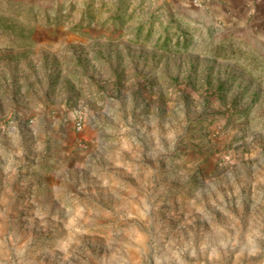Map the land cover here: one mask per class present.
Masks as SVG:
<instances>
[{"label":"rangeland","instance_id":"1","mask_svg":"<svg viewBox=\"0 0 264 264\" xmlns=\"http://www.w3.org/2000/svg\"><path fill=\"white\" fill-rule=\"evenodd\" d=\"M117 3L0 0V264H264V62Z\"/></svg>","mask_w":264,"mask_h":264},{"label":"crops","instance_id":"2","mask_svg":"<svg viewBox=\"0 0 264 264\" xmlns=\"http://www.w3.org/2000/svg\"><path fill=\"white\" fill-rule=\"evenodd\" d=\"M172 3L186 21L201 22L208 41L233 39L264 62V0H209L199 9L193 7L191 0Z\"/></svg>","mask_w":264,"mask_h":264},{"label":"built area","instance_id":"3","mask_svg":"<svg viewBox=\"0 0 264 264\" xmlns=\"http://www.w3.org/2000/svg\"><path fill=\"white\" fill-rule=\"evenodd\" d=\"M209 0H191L192 4L196 7H203ZM76 130L81 131L82 130V122L77 121L75 124Z\"/></svg>","mask_w":264,"mask_h":264},{"label":"trees","instance_id":"4","mask_svg":"<svg viewBox=\"0 0 264 264\" xmlns=\"http://www.w3.org/2000/svg\"><path fill=\"white\" fill-rule=\"evenodd\" d=\"M7 23H9V21L7 20L6 21ZM0 29H1V31H2V33H6L7 32V30H9L11 27H10V24H5L4 23V20H3V17H0ZM5 28V29H4ZM6 28H7V30H6ZM13 37V36H12ZM14 38V37H13Z\"/></svg>","mask_w":264,"mask_h":264}]
</instances>
